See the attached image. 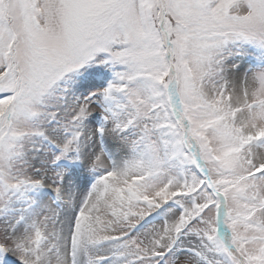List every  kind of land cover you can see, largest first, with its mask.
Here are the masks:
<instances>
[{"label": "snow or ice", "instance_id": "snow-or-ice-1", "mask_svg": "<svg viewBox=\"0 0 264 264\" xmlns=\"http://www.w3.org/2000/svg\"><path fill=\"white\" fill-rule=\"evenodd\" d=\"M0 264H264V0H0Z\"/></svg>", "mask_w": 264, "mask_h": 264}]
</instances>
